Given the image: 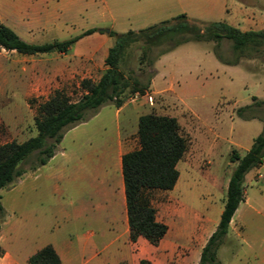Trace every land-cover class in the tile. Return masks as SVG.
<instances>
[{"label":"rangeland","instance_id":"obj_1","mask_svg":"<svg viewBox=\"0 0 264 264\" xmlns=\"http://www.w3.org/2000/svg\"><path fill=\"white\" fill-rule=\"evenodd\" d=\"M20 1L0 0V15L6 25L17 27L21 23L23 6ZM142 2L147 9L149 0ZM171 2L177 3V0ZM179 5L181 13L201 22L197 23L201 32L210 22L232 23L242 18L250 22L248 25L239 24L245 31L264 28V0H179ZM85 18V13L76 14L74 21L77 24ZM53 19L59 21L62 16L57 14ZM100 27L108 29V25ZM44 36L48 35H41L35 42L39 44ZM23 40L30 42L33 39L28 36ZM144 40L142 35L130 40L120 68L127 76L150 83L149 88L144 94L129 95L125 100L126 110L120 117L123 121L128 113L134 118L135 112L172 115L177 118L180 131L188 140L187 150L178 163L180 175L175 187L165 191L152 190L150 196L157 216L171 226L166 239L173 245V252L165 264H190V259L194 258L210 232H204V229L214 227L215 230L219 222L227 183L237 165L236 161L230 160L232 150L243 156L262 131L264 104L256 105L252 97L264 99V47L259 50L247 48L240 54L227 39L218 43L187 40L174 47L172 41H166L153 47L148 61L141 62ZM95 45L93 38H87L72 45L64 55L58 52L23 55L0 48V143L22 142L35 136L36 106L54 89H62L73 101L80 98L83 91L79 82L89 75L86 73L88 68L68 76L60 73L62 63L78 53H88ZM165 48L169 49L158 55ZM215 48L225 59L238 63L220 61ZM92 59L91 64H102L100 53ZM151 60L152 64L149 63ZM51 64L56 65L54 72L58 74H52ZM90 69H93L91 65ZM90 74L95 80L99 75L98 72ZM153 79L156 94L150 93ZM107 105L114 107L111 103ZM245 105H251L252 109L244 111L243 115H254L255 118L243 119L237 115L238 108ZM134 131V126H129L132 147L137 138ZM83 136L81 134L80 138ZM82 146L86 147L84 143ZM36 157L37 153L33 152L19 166L25 171L34 170L30 165ZM256 171L250 170L244 178L243 199L217 251L221 264H264V162L259 169L263 178ZM40 199L35 192H21L19 177L0 189L3 207L1 234L15 249L21 247L25 234L39 238L44 235L41 223L29 222L27 228L20 229L19 222L21 209L33 215V220L39 217L36 209L40 208ZM182 218L187 226L184 236L179 238L175 236V230L180 227ZM141 253L148 254L140 244Z\"/></svg>","mask_w":264,"mask_h":264},{"label":"crops","instance_id":"obj_2","mask_svg":"<svg viewBox=\"0 0 264 264\" xmlns=\"http://www.w3.org/2000/svg\"><path fill=\"white\" fill-rule=\"evenodd\" d=\"M21 3L22 19L17 27L6 25L1 15L0 22L23 39L29 36L33 39L30 41L32 43H37L35 39L43 34L48 36H44V40L38 43L64 40L72 37V33L98 29L76 42L93 38L96 45L92 50L78 53L68 62L62 61L60 71L61 74L71 76L86 67L89 75L83 78L91 79L93 77L90 72H98V79L105 69L104 60L114 42V37L109 35L110 31H137L174 15L185 14L181 13L179 0L177 3L171 0H149L147 9L142 0H21ZM80 13H85L86 18L76 24L74 16ZM57 14L62 16L59 21L53 19ZM248 23L249 19L242 18L228 24L243 30L239 24ZM101 25H108L109 32H102ZM260 29L262 27L257 30ZM97 53L102 55V64L95 66L90 61ZM79 64L82 66L76 67ZM54 69L56 65L51 64L52 74H58ZM153 81L150 93L156 94L158 91L152 87ZM126 106L127 102L119 108L102 106L87 121L64 133L54 155L46 164L25 171L19 177L22 193L35 192L41 197L40 208L36 209L40 218L33 220V215L27 210L19 211L20 229L27 228L29 222L35 221L41 223L44 235L39 238L25 234L21 247L15 249L5 242L0 229V246L4 250L0 264H28L29 257L46 245L54 248L60 264H139L140 260H148L150 264H165L173 252V245L166 239L171 226L161 220L157 212L156 220L168 226L167 233L157 245L150 244L141 236L136 241H131L129 237L121 159L123 154L139 147L137 138L132 147L129 126L133 125L136 133L138 118L142 114L135 112L133 118V115L130 117L127 113L122 121L120 115L125 112ZM81 134L84 135L82 139ZM83 143L86 147L82 146ZM262 167L263 163L253 169H257L256 174H259ZM179 226L175 236L180 238L185 234V218L180 220ZM208 231L207 238L194 258L190 259V264L198 263L201 250L214 227L204 229V232ZM140 244L148 252L147 255L139 254Z\"/></svg>","mask_w":264,"mask_h":264},{"label":"trees","instance_id":"obj_3","mask_svg":"<svg viewBox=\"0 0 264 264\" xmlns=\"http://www.w3.org/2000/svg\"><path fill=\"white\" fill-rule=\"evenodd\" d=\"M197 23L201 22L191 20L185 14H179L137 31L125 33L110 31L109 35L114 37V43L105 57V69L97 80L91 78L80 80L79 88L83 91L80 98L73 101L62 89H54L36 106L34 125L37 134L22 142L11 140L0 143V189L11 184L25 172L19 165L33 152L37 153V157L30 165L31 169L46 164L54 155L64 133L87 121L102 106L111 103L119 108L129 95L144 94L150 83H143L136 77L127 76L120 68L133 37L142 35L145 38L141 62L148 61V55L153 47L166 41H172L174 47L187 40H213L218 43L221 39H227L231 41L233 49L240 54L247 48L259 50L264 47V28L243 31L225 21H214L205 25L204 32H201ZM97 30L92 28L68 39L37 44L23 40L14 30L0 22V48L23 55L65 53L80 38ZM168 49L161 50L158 55ZM214 52L224 63H238L225 59L217 48ZM152 62L149 61L150 64ZM252 99L256 105L264 104V99L258 100L256 96ZM251 109V105L240 107L237 115L243 119L255 118L254 115H243L244 111ZM137 139L139 147L126 152L121 159L129 237L131 241H136L141 236L150 244L157 245L167 233L168 226L156 220V210L152 205L150 193L156 189L171 190L175 186L179 178L177 163L187 150L188 140L182 135L176 117L153 112L139 116ZM230 160L236 161L237 165L228 180L219 222L203 246L197 264H221L217 259V251L243 199L245 175L264 162V123L262 131L253 139L249 150L243 156L232 150ZM2 213L3 207L0 202V217ZM3 253L4 250L0 246V257ZM28 264H60V258L51 245H46L29 257ZM139 264H149V261L140 260Z\"/></svg>","mask_w":264,"mask_h":264},{"label":"water","instance_id":"obj_4","mask_svg":"<svg viewBox=\"0 0 264 264\" xmlns=\"http://www.w3.org/2000/svg\"><path fill=\"white\" fill-rule=\"evenodd\" d=\"M101 31H102V32H107V33L109 32L108 29H101Z\"/></svg>","mask_w":264,"mask_h":264},{"label":"built area","instance_id":"obj_5","mask_svg":"<svg viewBox=\"0 0 264 264\" xmlns=\"http://www.w3.org/2000/svg\"><path fill=\"white\" fill-rule=\"evenodd\" d=\"M259 177L262 178L263 177V174L259 173Z\"/></svg>","mask_w":264,"mask_h":264}]
</instances>
